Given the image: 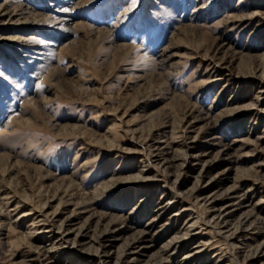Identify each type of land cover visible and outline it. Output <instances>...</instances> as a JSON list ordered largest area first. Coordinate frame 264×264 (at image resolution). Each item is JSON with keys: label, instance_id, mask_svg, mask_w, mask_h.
Masks as SVG:
<instances>
[{"label": "rangeland", "instance_id": "rangeland-1", "mask_svg": "<svg viewBox=\"0 0 264 264\" xmlns=\"http://www.w3.org/2000/svg\"><path fill=\"white\" fill-rule=\"evenodd\" d=\"M122 262L264 264V0H0V264Z\"/></svg>", "mask_w": 264, "mask_h": 264}, {"label": "bare ground", "instance_id": "bare-ground-1", "mask_svg": "<svg viewBox=\"0 0 264 264\" xmlns=\"http://www.w3.org/2000/svg\"><path fill=\"white\" fill-rule=\"evenodd\" d=\"M66 31V30H65ZM208 201V200H207ZM220 215V214H219ZM29 216V215H28ZM220 217V216H219ZM221 218V217H220ZM49 220V219H48ZM218 220V219H217ZM43 222V221H42ZM47 222V221H46ZM41 223V222H40ZM52 223V222H51ZM223 223V222H222ZM221 223V224H222ZM111 224V223H110ZM50 226V225H49ZM53 226H55V225H53ZM220 226V225H219ZM112 228V227H111ZM42 231H43V229H42ZM57 231V230H56ZM109 231V230H108ZM44 232H45V230H44ZM67 232V231H66ZM112 232V231H111ZM110 232V233H111ZM114 232V231H113ZM52 233V232H51ZM116 233V232H115ZM109 234V233H108ZM70 235V234H69ZM82 235V234H81ZM103 235H104V233H103ZM55 236V235H54ZM76 236V235H75ZM80 236V235H79ZM105 236V235H104ZM107 236V235H106ZM61 237V236H60ZM65 237V236H64ZM76 238V237H75ZM103 236H100V237H98L97 239H96V241L95 242H97L98 244V246H99V250L101 249V248H104V244H103ZM68 239H69V237H68ZM74 239V238H73ZM78 239V238H77ZM79 240V239H78ZM91 240V239H90ZM67 241V240H66ZM69 241V240H68ZM64 243V242H63ZM76 243H77V240H76V242H75V244L74 245H76ZM172 243V242H171ZM66 244V243H65ZM69 244V243H68ZM96 244V243H95ZM64 245V244H63ZM130 251V250H129ZM124 254H126V252L124 253ZM129 255V254H128ZM124 256V255H123ZM126 256H127V254H126ZM125 256V257H126ZM263 257V256H262ZM258 258V257H257ZM121 261L123 260V259H120ZM120 261V262H121ZM118 262H119V260H118ZM123 263V262H122ZM124 264V263H123Z\"/></svg>", "mask_w": 264, "mask_h": 264}]
</instances>
